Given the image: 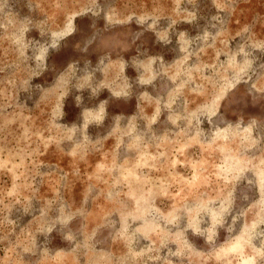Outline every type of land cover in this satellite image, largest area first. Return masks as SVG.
Masks as SVG:
<instances>
[{"label": "rangeland", "instance_id": "1", "mask_svg": "<svg viewBox=\"0 0 264 264\" xmlns=\"http://www.w3.org/2000/svg\"><path fill=\"white\" fill-rule=\"evenodd\" d=\"M0 264H264V0H0Z\"/></svg>", "mask_w": 264, "mask_h": 264}]
</instances>
